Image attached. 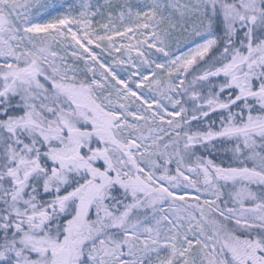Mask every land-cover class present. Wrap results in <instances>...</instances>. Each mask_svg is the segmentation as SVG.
<instances>
[{"label":"snow or ice","instance_id":"1","mask_svg":"<svg viewBox=\"0 0 264 264\" xmlns=\"http://www.w3.org/2000/svg\"><path fill=\"white\" fill-rule=\"evenodd\" d=\"M0 264H264V0H0Z\"/></svg>","mask_w":264,"mask_h":264}]
</instances>
